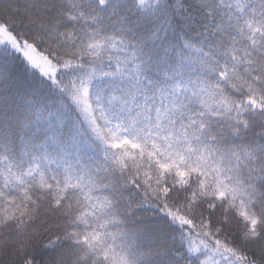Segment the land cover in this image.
<instances>
[{"label": "snow or ice", "instance_id": "6c2138e0", "mask_svg": "<svg viewBox=\"0 0 264 264\" xmlns=\"http://www.w3.org/2000/svg\"><path fill=\"white\" fill-rule=\"evenodd\" d=\"M0 264H264V0H0Z\"/></svg>", "mask_w": 264, "mask_h": 264}]
</instances>
